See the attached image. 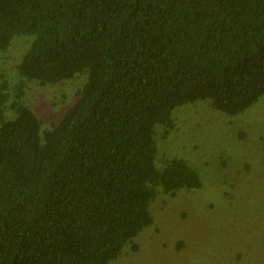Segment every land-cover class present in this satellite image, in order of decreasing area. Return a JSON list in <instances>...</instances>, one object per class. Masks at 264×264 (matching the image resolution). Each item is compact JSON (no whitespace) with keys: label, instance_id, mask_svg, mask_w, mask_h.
Instances as JSON below:
<instances>
[{"label":"trees","instance_id":"trees-1","mask_svg":"<svg viewBox=\"0 0 264 264\" xmlns=\"http://www.w3.org/2000/svg\"><path fill=\"white\" fill-rule=\"evenodd\" d=\"M19 40L0 73V264L137 253L158 196L203 187L185 159L157 166L174 111L209 99L237 116L264 96V0H0V59ZM72 81L44 127L29 90Z\"/></svg>","mask_w":264,"mask_h":264},{"label":"rangeland","instance_id":"rangeland-1","mask_svg":"<svg viewBox=\"0 0 264 264\" xmlns=\"http://www.w3.org/2000/svg\"><path fill=\"white\" fill-rule=\"evenodd\" d=\"M26 45L25 40L14 43L0 59V73L15 75ZM80 85L67 82L52 93L29 90L44 127L56 123L78 99ZM173 117V133L162 137L159 130L157 166L185 159L203 187L180 190L175 197L160 194L152 205L158 222L136 238L139 251L126 248L128 253L112 264H264V96L237 116L205 99L178 107Z\"/></svg>","mask_w":264,"mask_h":264}]
</instances>
